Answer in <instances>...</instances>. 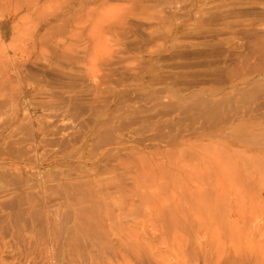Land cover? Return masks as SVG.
<instances>
[{"label":"rangeland","instance_id":"1","mask_svg":"<svg viewBox=\"0 0 264 264\" xmlns=\"http://www.w3.org/2000/svg\"><path fill=\"white\" fill-rule=\"evenodd\" d=\"M103 11L104 51L96 52L93 32L70 38L63 24L51 37L72 49L22 52L15 46L42 17L25 10L16 39L3 38L0 133L10 129L6 146L24 173L0 162V195L81 202L91 216L87 238L71 255L59 252L57 264H264V75L249 85L255 100L228 87L264 70V0H105ZM226 120L229 127L217 128ZM93 127L101 129L93 161L76 153L55 162ZM115 146L119 168L99 154ZM194 153L215 161L195 165ZM158 196L194 199L187 225L159 218ZM209 213L216 222L204 228ZM28 248L7 233L0 264H46Z\"/></svg>","mask_w":264,"mask_h":264},{"label":"bare ground","instance_id":"2","mask_svg":"<svg viewBox=\"0 0 264 264\" xmlns=\"http://www.w3.org/2000/svg\"><path fill=\"white\" fill-rule=\"evenodd\" d=\"M48 1L51 0H0V9L5 7L11 11L8 12L9 14L6 17H0V57H2L1 54L6 47L3 38H8L9 34L12 32L13 39H16L19 21L26 17V15L19 16V13L23 10H25L27 14L37 13L42 15V17L31 34L32 36L30 39L24 40L18 46L14 45L22 52L32 54L54 51V53H58L59 51L72 49L71 47L76 46L72 41H68L66 38H57L53 40L51 37V35L55 33L54 31H58L63 24L71 26L69 29L70 38L77 36L82 31L93 32L96 34L94 38L96 52L104 51L101 42V33L104 25L105 12L103 8L105 6V0H62L60 8L55 12H47L44 11L45 9H42L43 3ZM15 19L18 20L16 21ZM86 22H90V25L86 24ZM10 24H12L11 30ZM81 24L82 29L76 32L75 29L81 27ZM25 59L24 61H27L30 58L27 57ZM19 66L21 67L22 65L20 64ZM20 75V70H17V76L20 77ZM256 75H264V70L257 69V73L255 72L252 76L245 75L233 79L228 85L231 89L230 91L241 89L251 100H255L257 92L249 88V85L251 82L255 81L254 77ZM7 80V78L2 80V83H4L3 85L6 84ZM222 91L224 92L223 89L220 91L217 90L214 91L213 94L217 95ZM25 93L27 92L23 89L21 94ZM63 119L64 117L62 120ZM227 127H229L227 120L222 121L217 126V128L221 130ZM41 128L42 126L39 125L38 131H40ZM9 130L10 129H8L7 132L0 133V136L4 137V141L0 144L3 145V149L0 146V162L5 160L3 163H9L11 166L10 168L22 173L23 166L17 162V159H19V155L16 154L17 150H14V154L13 150L8 149L6 146L12 147L10 142L13 140L10 138L13 134L11 132L9 134ZM35 131H37V129H35ZM100 131V128L93 127L84 137L80 146L69 152H65L60 156L59 160L55 159V162L71 159L75 157L76 153H78V158L85 160L86 163L91 160L93 161L96 157L95 153H93L95 149V136H97ZM218 132L219 131L216 133ZM216 133H212L208 135V137H214ZM117 149L118 146H115L114 149L111 148L107 151L103 150L99 154L102 155L101 157H115L116 166L119 168V156L117 155L119 152ZM3 155L5 156L4 158L2 157ZM8 155L12 157L6 159ZM15 155L17 156L13 157ZM206 158L209 163L215 161L214 157L207 156L203 153L198 155L194 153V157H191V159H193L192 163L196 161V163H194L195 165L205 163ZM148 197L149 196L142 197L141 200H147ZM152 197L153 196H150V198ZM192 201L194 202L195 200L193 199ZM192 201L187 200L184 202V205H182V198L180 197L169 198L158 196L154 197L152 208L157 216L164 222H169L173 226H178L176 228H180L187 225L188 216L193 209ZM6 202L14 203L15 207H9V211L4 212L6 208L1 204ZM0 210L3 213L0 215V239L4 240L8 233L12 239L22 241L23 243L27 241L29 248L28 251H26V255L29 254L31 260L33 259L34 261L40 258L44 260L46 264H57L55 260L59 256V252H61L63 256H69L72 250H75L79 237L84 240L87 238V228L91 216H89L86 209L81 205V202L78 205L63 206L55 202L54 198L46 196L37 198L28 193H5L0 195ZM215 222V215L209 213L207 220L201 221L199 224L204 228H208V226L213 225ZM192 223L193 226L198 225L197 222L192 221Z\"/></svg>","mask_w":264,"mask_h":264}]
</instances>
